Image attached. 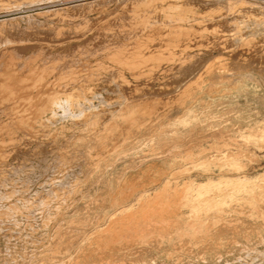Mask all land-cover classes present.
Listing matches in <instances>:
<instances>
[{
    "label": "rangeland",
    "instance_id": "obj_1",
    "mask_svg": "<svg viewBox=\"0 0 264 264\" xmlns=\"http://www.w3.org/2000/svg\"><path fill=\"white\" fill-rule=\"evenodd\" d=\"M134 1L0 16L26 54L61 51V28L94 77L35 137L0 130V264H264V0H154L137 34L153 59L129 69L94 34Z\"/></svg>",
    "mask_w": 264,
    "mask_h": 264
},
{
    "label": "bare ground",
    "instance_id": "obj_2",
    "mask_svg": "<svg viewBox=\"0 0 264 264\" xmlns=\"http://www.w3.org/2000/svg\"><path fill=\"white\" fill-rule=\"evenodd\" d=\"M67 1L73 0H0V16L22 11L32 12L42 6L48 8V6ZM153 2L154 0L134 1L128 10V23L117 27L119 29L113 34L106 36V34H102L105 28L97 27L95 29L94 38L99 41L107 38V40H115L109 55L119 65L134 69L153 59L151 54H146L144 51L146 39L137 35L145 31L146 24L152 15L149 12V7ZM37 11L38 14L46 15V17L59 14L58 11L52 13H46L45 10ZM14 21L17 20H9L10 23L6 26L8 20H0V34L15 29L17 22ZM87 23L88 21L85 26ZM54 30L55 34L52 36L49 46L62 49L55 54H51L49 50L39 47V44H34V42H30L31 52L26 54L23 50L27 49L23 46L25 43H22L20 47L9 46L12 39L7 40L6 43L0 36V113L6 115L7 118L6 123L0 124V130L11 133L10 131L14 129L23 132L27 137H35L34 129L37 125L42 127L43 123L48 120H54V118L48 117V114L53 111V107L60 108L63 107V104L69 103V100L61 101L59 96L84 97V101L86 100L88 104L91 103L90 98L86 97L92 93L87 82L93 80L94 77L90 74L91 71L87 67L85 58L73 57L70 48L65 47L64 40L55 39L62 29L56 27ZM182 31L185 30L182 29ZM81 33L84 34L85 31ZM155 33L156 31H153V34ZM127 40H133V44H125L124 42ZM53 74L57 84L63 81H66L67 84L63 86L60 83L57 89L50 88L48 77ZM69 85L70 87L77 86V91L67 93ZM70 105L72 104L70 103ZM8 138L9 143L13 144L14 138L11 135ZM5 146L6 144L0 139L1 166L6 164Z\"/></svg>",
    "mask_w": 264,
    "mask_h": 264
}]
</instances>
